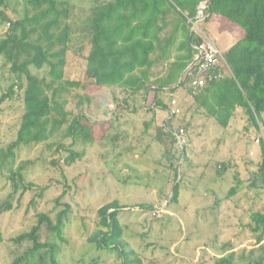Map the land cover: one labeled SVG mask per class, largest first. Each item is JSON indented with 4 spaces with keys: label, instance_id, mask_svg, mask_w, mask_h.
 Returning a JSON list of instances; mask_svg holds the SVG:
<instances>
[{
    "label": "rangeland",
    "instance_id": "1",
    "mask_svg": "<svg viewBox=\"0 0 264 264\" xmlns=\"http://www.w3.org/2000/svg\"><path fill=\"white\" fill-rule=\"evenodd\" d=\"M26 1L3 0L0 10L14 20L22 17ZM67 1L71 7L69 21L75 33L64 72L67 78L82 80L84 65L77 56L83 46L82 54H85L88 42L87 32H82V19L94 0ZM158 2L159 10L168 14L166 22L158 24L164 27L160 36L164 38L171 28L173 30L172 40L162 46L167 57L164 64L174 73H180V58L186 54L182 48L185 47L187 25L170 6V1ZM217 25L212 20L200 21L194 32L197 29L203 32L222 53L230 36L227 32H219ZM155 29L152 26L150 33L153 34ZM6 30L7 21L0 18V38ZM30 72L39 78H47L46 67L40 70L30 67ZM224 74H228V70ZM14 83L24 81L9 71L0 56V97ZM11 94L0 102V147L3 149L15 139L23 108L22 89L15 85ZM65 94L64 110L71 115L80 109L91 119L102 121L113 119L118 113L115 128L126 134L122 149L130 148V151L116 156L120 149L111 147L110 142L101 146L77 141L75 150L84 154L72 165L65 166L66 152L56 148L57 141L65 148L69 142V138L61 137L65 128L61 125L52 138L42 143L19 145L12 150L13 156L0 160V206L10 204L6 212L0 213L3 235L0 264H24L22 255L30 242L16 243L11 238L28 230L36 222L37 212L46 213L54 220L64 205L68 206L62 232L66 244L47 239L44 222L39 226V241L53 240L59 245L57 257L64 264H118L114 252L95 250L86 242L87 235L95 227L96 210L105 198H114L124 206L120 214L123 239L143 264H217L215 259L228 251L235 253L238 264H244V260H239L241 250L246 252L257 246L247 228V210L259 207L264 201L262 184L257 183L254 187L248 183L251 174L256 172L255 164L260 161L264 116L260 118L258 128L245 129V117L237 108L229 124L222 128L214 117L200 115L201 109L191 104L184 85L168 92L158 91L164 108L155 107L151 89L145 95H131L118 87L104 86L87 95L85 90L77 87ZM84 96H90V101ZM171 98L176 101L175 105L170 104ZM121 103V108L116 109ZM175 108L179 112L171 116ZM180 126L187 129L185 143L175 141L171 145L162 129L176 131ZM156 135L169 149L168 157L163 155L165 146L158 142ZM255 138H258L257 143ZM220 162L230 165L218 175L215 169L216 163ZM9 166L14 171H21L22 180L16 188L8 177ZM234 172H237L242 187L226 199L228 188L236 184ZM29 182L33 184L32 188H27ZM174 183L177 185L171 200ZM37 186H45L40 197ZM227 243L232 249H226Z\"/></svg>",
    "mask_w": 264,
    "mask_h": 264
},
{
    "label": "trees",
    "instance_id": "2",
    "mask_svg": "<svg viewBox=\"0 0 264 264\" xmlns=\"http://www.w3.org/2000/svg\"><path fill=\"white\" fill-rule=\"evenodd\" d=\"M176 9L183 23L186 24L185 47L186 54L180 58L181 71L179 81L170 86L173 71L169 69L162 46L173 38V30L162 38L160 33L163 25L160 22L167 20L168 14L160 11L158 0H108L93 4L85 11L82 19V32H87V51L82 54L85 46L78 50V59L83 61V79L65 77L67 52L75 33L70 23L71 7L67 0H27L22 17L7 18L0 10V18L7 21V30L0 38V56L4 65L14 73L18 80L24 83H14L8 92L0 97V102L11 96L12 87L22 89L23 108L18 120L15 139L9 142L6 148L0 147V160L13 156L12 150L19 145L42 143L53 137L61 125H65L62 138H69L66 146L57 141V150L63 149L66 155L63 158L65 166L72 165L84 153L75 150L77 141L93 145H104L110 142L111 147L129 152L130 148H123L126 134L115 128L113 119L94 120L83 110L71 115L64 110L67 103L65 93L71 88L80 87L88 93L98 91L104 86H115L131 95L147 93L151 89L149 77L151 68L166 65V75L152 82L155 107L164 108L162 97L158 91H172L179 85H184L186 92L188 72L197 61L194 45L198 39V32H194L192 22L201 2H205L202 10V22L216 20L221 31L236 33L232 43L221 53L227 66L216 67L214 73L218 78L212 79L195 95L191 96V104L214 117L222 128H226L237 108L241 109L246 125L258 128L259 121L264 116V0H165ZM0 0V5H3ZM156 27L153 34L150 28ZM163 40V41H162ZM181 49V50H182ZM169 57V56H168ZM30 67L40 70L47 68V78L32 74ZM160 80V81H159ZM21 82V81H20ZM90 101V96H84ZM125 102V98H122ZM190 104V105H191ZM122 103L117 105L121 108ZM176 113H170L171 116ZM71 115V116H70ZM70 116V118H68ZM154 118L150 119L152 121ZM150 121L148 123H150ZM182 121V118L180 119ZM185 126V124H184ZM180 126L179 128H183ZM186 127V126H185ZM177 128V130L179 129ZM176 131L162 129V133L171 145L176 141ZM187 138V129H184ZM161 142L159 135H156ZM260 161L255 164L256 172L251 174L248 183L257 187V183L264 187V137L260 140ZM165 146V145H164ZM169 149L163 151L169 156ZM53 163H56L53 161ZM170 163V162H169ZM216 173L223 174L226 168L224 162L216 163ZM171 165V164H170ZM177 167H174L176 173ZM8 177L12 180L13 188L21 183V171L12 170L9 166ZM236 184L229 187L226 199L234 196L242 187L237 172L233 174ZM176 183L172 186L171 200L175 195ZM33 184L28 183L27 188ZM23 188H26L23 186ZM39 197L45 186H37ZM59 199V198H57ZM170 200V201H171ZM57 201V200H56ZM217 200L215 201V203ZM96 210L94 229L87 235L86 242L99 251L114 252L118 264H143L139 255L129 248L123 239V225L120 214L124 206L116 199H104ZM57 213L54 220L48 214L37 212L36 222L28 230L13 236L12 241L20 243L30 242V247L22 255L24 264H64L57 254L60 250L53 240L39 241V226L46 225L47 239H57L59 244L65 245L62 236L64 218L68 206ZM144 207V205H142ZM10 208L9 202L0 206V213ZM247 228L254 239L255 248L241 250L239 260L244 264H264V201L259 207L247 210ZM3 239L0 226V242ZM227 250L232 249L229 243L224 245ZM235 253L228 251L215 259L217 264H238Z\"/></svg>",
    "mask_w": 264,
    "mask_h": 264
},
{
    "label": "built area",
    "instance_id": "3",
    "mask_svg": "<svg viewBox=\"0 0 264 264\" xmlns=\"http://www.w3.org/2000/svg\"><path fill=\"white\" fill-rule=\"evenodd\" d=\"M205 7V2H201L195 14V21L192 22L193 28L196 26L197 22L202 21L203 13L202 10ZM195 29V28H194ZM198 32V39L193 45L196 51L197 61L188 72V83H187V94L188 96H193L198 93L209 81L218 78L219 74L214 73V69L220 66H226L222 57L220 50L214 45V43L200 30ZM227 70V66L225 67ZM170 104L175 105L176 101L174 99L170 100ZM179 112L178 108H175L174 113ZM176 142L179 144L185 143L186 133L183 128H179L175 134ZM254 141L257 143L258 138Z\"/></svg>",
    "mask_w": 264,
    "mask_h": 264
},
{
    "label": "crops",
    "instance_id": "4",
    "mask_svg": "<svg viewBox=\"0 0 264 264\" xmlns=\"http://www.w3.org/2000/svg\"><path fill=\"white\" fill-rule=\"evenodd\" d=\"M210 20H212V21H215L216 22V20H214V19H210ZM209 21V20H208ZM221 27H219L218 25H217V29H218V31L219 32H227V31H225L224 30V28H223V30L221 31V29H220ZM228 34H229V39H228V44L227 45H225V48L226 47H228L231 43H232V41H234V39L236 38V36H237V34L236 33H231V32H227ZM193 46V45H192ZM224 48V49H225ZM166 71H167V66H166V68L164 69L163 68V66L161 67V64L160 65H158L157 67H152L151 68V70H150V72H151V74H150V78H149V86H151V89H153V87L155 86L154 84L155 83H152L154 80H155V78L157 79H160V78H162L163 76H165L166 75ZM160 81V80H159ZM170 86H173L175 83H178V81H179V72H176V73H172V77L170 78ZM171 99H173V98H171ZM170 99V100H171ZM192 101V100H191ZM190 104V103H189ZM201 109V114L200 115H203L204 117H206V118H211L212 116H210V115H208V114H206L204 111H203V109L202 108H200Z\"/></svg>",
    "mask_w": 264,
    "mask_h": 264
}]
</instances>
